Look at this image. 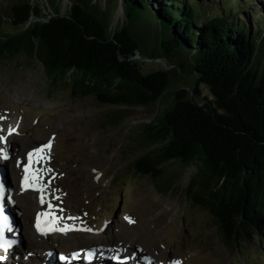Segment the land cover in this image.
Segmentation results:
<instances>
[{"label":"trees","instance_id":"trees-1","mask_svg":"<svg viewBox=\"0 0 264 264\" xmlns=\"http://www.w3.org/2000/svg\"><path fill=\"white\" fill-rule=\"evenodd\" d=\"M69 1L49 20L30 0L15 3L9 19L21 29L0 39V69L24 55L43 64L47 92L122 107L161 102L176 67L194 71L195 85L177 88L135 137L142 154L131 172L154 181L168 173L156 183L167 193L195 167L184 194L208 209L223 243L264 241V19L252 27L246 0ZM110 1L124 13L116 23L104 12ZM136 52L148 60H129ZM153 59L169 69L144 72Z\"/></svg>","mask_w":264,"mask_h":264},{"label":"rangeland","instance_id":"rangeland-1","mask_svg":"<svg viewBox=\"0 0 264 264\" xmlns=\"http://www.w3.org/2000/svg\"><path fill=\"white\" fill-rule=\"evenodd\" d=\"M21 1L23 0H0L1 40L21 29L13 26L9 19L12 6ZM30 1L42 11L43 19L55 15V11L65 13L70 6L69 0ZM200 2L206 7L210 4L209 0ZM97 3L100 4L99 1ZM101 3L104 6V0ZM253 7L254 13L250 16L252 27L256 29L258 18H261V13L264 12V0H254ZM104 12L109 19L115 18L114 23L124 18L122 9L115 11L111 1L107 8H104ZM237 16L243 19L242 14ZM31 19L38 18L32 16ZM139 57L141 58V55ZM157 62L159 61L142 63L143 71L150 72L159 66L166 67ZM197 79L198 75L194 71L181 72L176 67L175 72L171 73V81L161 102L148 106L122 107L99 104L90 95L74 100L69 97L67 91L47 92L43 64L36 59L30 61L24 55L0 69L1 126L8 129L11 123L18 122L24 123L22 130H26V134L18 138L21 145L19 156L23 159L27 148L36 147L38 142L53 135L52 130H58V144L49 154H56L55 164L62 170L57 173L51 171L52 177L47 174L51 180L45 184L49 185L57 180L55 186L59 192L65 193L63 190L67 189L69 197L66 205L70 211L63 208L65 198L59 195L57 202L63 203V207H59L60 210L80 217V220H77L79 225L92 229L81 230L78 234L68 236L67 240H71L76 246H82L102 242L103 238L108 242L114 238H134L131 242L134 241L136 245L137 240L138 244L143 245L147 253L157 258V264H170L173 261L185 264L182 256L187 264H264V241L258 243L253 237L248 243L235 242L231 248L227 247L208 209L187 201L184 189L189 184L195 167L187 168L177 180L179 194L176 190L162 193L158 189L156 183L166 180V172L157 181L149 176L134 175L131 172L133 160L142 154V150L134 141L141 128L150 123L160 111L172 106L173 94L177 88H192ZM200 89L202 94L196 96V99L203 102L204 97L208 95V89L204 84H200ZM121 109L124 110V118L115 125L109 115ZM48 166H53L52 162ZM169 167L174 168L168 164L166 170H173ZM113 173L115 178L112 180L110 175ZM18 175L20 166L16 163L11 181H17ZM35 194L36 192L28 194L31 197L29 200L22 195L25 202L29 201L28 211L32 202L36 201ZM111 209H115L118 216V219L113 218V224L118 222L115 230L103 234L104 237L97 236L102 219L110 216ZM34 210L32 206L31 219ZM123 215L135 217V226L129 225ZM73 221L76 224L75 219ZM26 232L28 233L27 229Z\"/></svg>","mask_w":264,"mask_h":264},{"label":"snow or ice","instance_id":"snow-or-ice-1","mask_svg":"<svg viewBox=\"0 0 264 264\" xmlns=\"http://www.w3.org/2000/svg\"><path fill=\"white\" fill-rule=\"evenodd\" d=\"M0 139L6 140L5 137H0ZM52 147V140H49L47 143L41 145L38 148L33 149L27 154V163L23 165V171L24 175L22 177L21 181V190L27 191L29 189L33 191H37L40 193L39 201L41 204L49 203V210L43 211L37 214L36 220H35V227L37 231L41 235H48L50 232L54 231H60L63 233H67L68 231H92V229L81 226L77 227L76 225H65L60 226V220L61 217H58L55 215V213L52 211V209L55 207L51 204V201H46L45 196L48 193V185H46L43 182V176L47 172H51L52 169H40L37 168L36 165L39 163H46L47 160L50 159V155H46L50 151ZM0 153L3 154L4 159H8V153L5 149H0ZM22 162L18 161V166H20ZM7 193V189L3 185L2 182H0V248H4L5 251L9 247L12 246L11 240H6L4 237V231L6 228L10 227V218L5 212V207L3 204V199ZM57 199H60V197H57ZM68 219L72 220H80V217H68ZM126 220L129 221V223H134L135 221L132 220L131 217H125ZM87 252V258L88 260H92L95 255L94 249L90 250H82ZM73 258H77L80 256V253H73ZM68 257L61 256V259H67ZM0 259H3V257H0ZM114 259L118 261V264H126V260L130 259V257L124 258V261H121V257L119 255L115 256ZM172 264H181L179 261H173Z\"/></svg>","mask_w":264,"mask_h":264},{"label":"bare ground","instance_id":"bare-ground-1","mask_svg":"<svg viewBox=\"0 0 264 264\" xmlns=\"http://www.w3.org/2000/svg\"><path fill=\"white\" fill-rule=\"evenodd\" d=\"M19 126H20V125H18L17 122H13V123L11 124V126H10V128H9V131L6 133V145H5V147H2V148L0 147V149H5V150L7 151V153L11 152V150H12V151H15V147H16V145H17L18 142L13 140V143H10L9 140H10L12 137L9 138V136H12V135H13L12 130L15 129V128H19ZM51 140H52V139H51ZM53 141H54V140H52V145H53ZM12 144H13V146H12ZM41 145H42V143H41ZM41 145L39 144L38 146H41ZM0 156H3V154L0 153ZM50 162H51V160H50ZM50 162H46V165H49ZM0 164H1V165H6V164H7V166L10 167L9 162H6V161L3 162V160H0ZM43 179H48L47 174H45V175L43 176ZM4 183L7 184L8 187H10V185H11V180H9V177H8V176H7V178L5 177V181H4ZM32 191H33V190H32ZM17 193H20V192L14 190L13 198L15 199V207H16L17 209H18V207H20V208H22L23 210H25L24 208L28 209L27 204H23V203L18 204L17 197H16ZM28 193H31V190L28 191ZM35 195H36V194H35ZM48 198H49V195L47 194V195L45 196V199H46V200H49ZM54 201L57 202V198H54ZM32 205H33V204H32ZM35 207H38V206L35 205ZM38 210H41V211H48L49 208H45V209H43V208H39ZM38 210H36V211H38ZM57 210H58V208H53V209H52V211L55 213L56 216L61 217V218L64 217L63 215H60V214L57 212ZM61 220H62V219H61ZM67 222H68L69 225H76V226H77V224L74 223L73 219H72V220L68 219ZM67 222H64V224H61V223H60V226H65V224H67ZM26 229H27V228H26ZM27 230H28V229H27ZM28 231H29V230H28ZM51 239H52V238H51ZM54 242H55L54 239L49 240L48 242H43V243L33 242L32 244L27 245V250H26V253L24 254V257H27V258H28V253H29V252H33V253L36 255V257H35V259H33V260H32V259L29 260V262H33V261H35L36 258H38V260H39V259H40V258H39V254L42 253V252L39 251V249H42L43 251H44V250L51 249V247L53 246V243H54ZM65 243H66V244H69L68 242H65ZM100 243H104V242H100ZM130 244H131V245H130L131 247H134V248L137 247V246L135 245V242H134V241H132ZM61 245H62V243H61ZM79 247H81V246H76V245H75V247H74V245H73V246H69L70 249H68V251L77 250V249H79ZM134 252H135V251H134ZM137 254L142 255V252L138 250V251H137ZM41 258H42V257H41Z\"/></svg>","mask_w":264,"mask_h":264},{"label":"water","instance_id":"water-1","mask_svg":"<svg viewBox=\"0 0 264 264\" xmlns=\"http://www.w3.org/2000/svg\"><path fill=\"white\" fill-rule=\"evenodd\" d=\"M44 20H49V18L48 19H44ZM140 54L138 53V52H136L135 54H134V56H131L130 58H129V60H131V61H141V60H148V59H141L140 57ZM29 59V58H28ZM139 59V60H138ZM141 59V60H140ZM30 61H32L31 59H29ZM152 61H161V59H153ZM161 64L162 65H164V66H166V67H164L165 69H169L168 67H167V65H166V63H164V62H162L161 61Z\"/></svg>","mask_w":264,"mask_h":264}]
</instances>
